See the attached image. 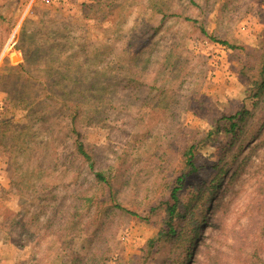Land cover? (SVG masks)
Listing matches in <instances>:
<instances>
[{"label": "rangeland", "instance_id": "rangeland-1", "mask_svg": "<svg viewBox=\"0 0 264 264\" xmlns=\"http://www.w3.org/2000/svg\"><path fill=\"white\" fill-rule=\"evenodd\" d=\"M263 42L264 0H0V264H173L186 235L143 255L189 145L201 172L183 202L224 172L204 188L210 208L198 202L188 264H264ZM76 114L113 194L70 155ZM82 188L100 198L93 221L114 198L139 216L115 211L96 237L88 220L65 229Z\"/></svg>", "mask_w": 264, "mask_h": 264}, {"label": "trees", "instance_id": "trees-1", "mask_svg": "<svg viewBox=\"0 0 264 264\" xmlns=\"http://www.w3.org/2000/svg\"><path fill=\"white\" fill-rule=\"evenodd\" d=\"M225 45L229 46L233 49H238L239 47L230 45L227 42H224ZM240 49V48H239ZM263 51V55L260 58V62L262 64L260 68V82L257 87L256 92L254 93V96L260 95L264 91V42L261 43V48ZM69 100L68 98H66ZM71 105V103H70ZM247 112H240L237 113L231 117H228L227 120H229V123H227V127H223V129L226 132L229 133H236L239 129V126L241 122H243L246 118ZM77 114L71 115L70 124L72 126L71 133L74 135L73 143H72V153L71 156H75L76 163H79L80 161L82 166L84 165L86 169L88 170L89 174H92L94 177V185H98L102 187L104 191H109L110 194H113L115 191L114 185L111 181V176L108 174V171H103L97 169L96 165V158L95 154L92 153L87 144L85 143L83 136L81 132L77 128ZM234 122V120H236ZM221 130V128L218 126V131ZM195 145H189L184 153L183 158V164H184V171L182 172L181 176L178 178V186L174 187V189L171 191V200L163 201L159 205H156L151 208L152 214H159V212L163 211L165 212V218L162 221L163 228H161L159 234L151 239L149 241L150 248L154 249H148L149 253L147 255H143L144 257L154 258L155 254H157L161 250V245L165 244L167 242L173 241L176 239L177 236L179 238L184 237V235L187 236L186 241L188 240V246L184 248V251L181 252L177 258V260L173 264H188L189 259L184 257V254L187 253V257H191L190 249L191 245L194 244V241L199 234L202 226L206 223L208 219V215L204 218H199L198 212L196 209L198 208L199 201L203 203V209L208 210L210 200H205V194L203 193L205 186L209 184V187L215 189L221 182L222 174H223V168H219V164L216 165L217 173L212 176L209 180L210 182L205 179L202 183L204 188L196 189L195 195H193L189 201L183 202L182 201V191L185 187L186 180L189 176H192L194 174H198L201 172V167L197 165L196 162V152H195ZM186 170H189V173H186ZM96 186V187H98ZM81 191H78L76 193V196H78V201L76 202L74 209L75 212L72 215L71 219L65 224V229H72L76 230L81 228L83 224V220H88L85 225V230L87 233L91 235V237H96L99 234H103L102 230L103 227L107 224L109 217L115 212V211H121V212H127L132 215L139 216L137 213L130 211L126 209L116 198L111 199L113 202L111 205H108L105 208H101L103 212V217H107V221L105 222L104 219H99L98 221H93L90 219V215L94 208H99L101 204L100 198L96 196V194L88 193L87 189H80ZM203 193V194H202ZM214 194V192H212ZM204 200V201H203ZM102 203H104L102 201ZM208 207V208H207ZM213 212V210H212ZM88 215V216H87ZM88 217L85 219V217ZM90 221L96 225V228L94 231H90ZM185 222V223H184ZM184 223V224H183ZM183 224V225H182ZM29 230V229H26ZM79 230L77 231V234L79 233ZM67 232V230H65ZM61 233V231H60ZM32 235V233H31ZM152 246V247H151ZM154 250V251H153ZM109 254V249H104L101 251L100 255L98 256V259H103L105 256ZM100 257V258H99ZM142 257V259L144 258ZM62 264H94L93 262H90V260L85 256H80L78 254H73L72 257H69L61 262Z\"/></svg>", "mask_w": 264, "mask_h": 264}, {"label": "built area", "instance_id": "built-area-1", "mask_svg": "<svg viewBox=\"0 0 264 264\" xmlns=\"http://www.w3.org/2000/svg\"><path fill=\"white\" fill-rule=\"evenodd\" d=\"M48 1H51V0H48ZM0 110H2V104L0 103Z\"/></svg>", "mask_w": 264, "mask_h": 264}]
</instances>
